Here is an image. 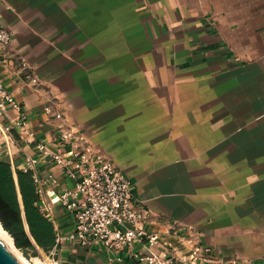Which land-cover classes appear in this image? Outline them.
<instances>
[{
    "label": "crops",
    "instance_id": "obj_1",
    "mask_svg": "<svg viewBox=\"0 0 264 264\" xmlns=\"http://www.w3.org/2000/svg\"><path fill=\"white\" fill-rule=\"evenodd\" d=\"M0 26L11 34L0 82L38 140L52 139L43 113L52 103L131 180L151 214L146 229L164 243L176 242L173 224L219 258L262 262L264 0H0ZM11 153L18 166L35 150L21 141ZM56 259L137 264L77 243Z\"/></svg>",
    "mask_w": 264,
    "mask_h": 264
},
{
    "label": "built area",
    "instance_id": "obj_2",
    "mask_svg": "<svg viewBox=\"0 0 264 264\" xmlns=\"http://www.w3.org/2000/svg\"><path fill=\"white\" fill-rule=\"evenodd\" d=\"M10 42V32L0 26V58ZM20 66L27 84L37 86L38 79L27 63L20 61ZM9 111L16 115L4 121ZM43 113L44 123L54 127L50 141L37 139L29 126L28 113L0 82V140L7 145L2 156L10 158L13 171L31 174L35 206L52 224L55 233L50 251H41L43 264H59L57 251L65 243H77L88 249L102 248L109 263L126 258L137 264H254L243 259L219 258L210 247L199 242L191 229L182 231L173 224L170 235L176 242L164 243L156 233L146 229L151 214L135 199L131 180L75 124L68 123L52 103L44 105ZM21 141L33 147L35 153L24 155L21 164L16 166L11 145ZM44 165L55 171L40 176L39 167ZM56 207L71 221V228L66 232L57 222ZM258 264H264V258Z\"/></svg>",
    "mask_w": 264,
    "mask_h": 264
},
{
    "label": "trees",
    "instance_id": "obj_3",
    "mask_svg": "<svg viewBox=\"0 0 264 264\" xmlns=\"http://www.w3.org/2000/svg\"><path fill=\"white\" fill-rule=\"evenodd\" d=\"M36 194L29 172L13 171L0 161V224L12 237L14 245L37 257L49 252L55 243L52 224L35 206Z\"/></svg>",
    "mask_w": 264,
    "mask_h": 264
},
{
    "label": "bare ground",
    "instance_id": "obj_4",
    "mask_svg": "<svg viewBox=\"0 0 264 264\" xmlns=\"http://www.w3.org/2000/svg\"><path fill=\"white\" fill-rule=\"evenodd\" d=\"M0 240L4 243L6 248L22 263V264H42L43 262L35 257L31 260L26 259L20 253L19 249H17L14 245L12 237L9 235L7 231H5L0 224Z\"/></svg>",
    "mask_w": 264,
    "mask_h": 264
},
{
    "label": "water",
    "instance_id": "obj_5",
    "mask_svg": "<svg viewBox=\"0 0 264 264\" xmlns=\"http://www.w3.org/2000/svg\"><path fill=\"white\" fill-rule=\"evenodd\" d=\"M0 264H22L0 240Z\"/></svg>",
    "mask_w": 264,
    "mask_h": 264
},
{
    "label": "rangeland",
    "instance_id": "obj_6",
    "mask_svg": "<svg viewBox=\"0 0 264 264\" xmlns=\"http://www.w3.org/2000/svg\"><path fill=\"white\" fill-rule=\"evenodd\" d=\"M25 62V61H24ZM31 71H32V69H30ZM33 73V72H32ZM33 75H34V73H33ZM35 76V75H34ZM37 78V77H36ZM38 85H39V81H38ZM37 85V86H38ZM18 249V248H17ZM20 251V253L22 254V256H24L26 259H28V260H31L32 258H35V257H33L32 256V251L31 250H28L26 253H24L23 251H21V250H19ZM42 252H41V250H40V252H39V255L37 256V258H39L42 262H44L43 261V258H42ZM43 264V263H42Z\"/></svg>",
    "mask_w": 264,
    "mask_h": 264
}]
</instances>
